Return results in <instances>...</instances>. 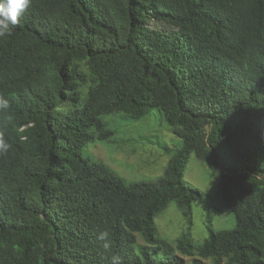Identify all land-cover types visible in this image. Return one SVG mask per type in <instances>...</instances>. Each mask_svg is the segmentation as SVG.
<instances>
[{
	"label": "trees",
	"instance_id": "1",
	"mask_svg": "<svg viewBox=\"0 0 264 264\" xmlns=\"http://www.w3.org/2000/svg\"><path fill=\"white\" fill-rule=\"evenodd\" d=\"M0 94V264H264V0H31L0 37ZM153 109L181 147L160 178L127 184L88 144L112 136L103 115ZM191 153L233 229L213 230L184 181ZM171 202L205 212L201 244L157 237Z\"/></svg>",
	"mask_w": 264,
	"mask_h": 264
},
{
	"label": "rangeland",
	"instance_id": "2",
	"mask_svg": "<svg viewBox=\"0 0 264 264\" xmlns=\"http://www.w3.org/2000/svg\"><path fill=\"white\" fill-rule=\"evenodd\" d=\"M101 119L112 131V136L105 141L89 143V152L94 160L103 163L127 184L152 182L160 178L170 158L181 147V140L171 132L157 109L138 120L122 113L103 115ZM183 179L204 196L210 209L213 230L234 228V216L218 194L217 179L193 153L188 156ZM154 225L157 237L170 244H174L188 230L195 244H201L209 236L205 212L195 203L191 205L190 220L184 218L176 204L171 202L155 216ZM137 244L148 246L139 237ZM177 255L182 264H192L194 259L202 264H214L211 260Z\"/></svg>",
	"mask_w": 264,
	"mask_h": 264
},
{
	"label": "clouds",
	"instance_id": "3",
	"mask_svg": "<svg viewBox=\"0 0 264 264\" xmlns=\"http://www.w3.org/2000/svg\"><path fill=\"white\" fill-rule=\"evenodd\" d=\"M31 6V0H0V37L11 35L12 28L19 24V18ZM10 108L9 100L0 94V111ZM11 121L12 117L7 118ZM11 144L5 138V131L0 129V155L6 154L11 148ZM109 233L102 232L98 239L104 241L103 247L106 251L112 247L108 239ZM120 257L113 254L110 258L111 264H119Z\"/></svg>",
	"mask_w": 264,
	"mask_h": 264
}]
</instances>
